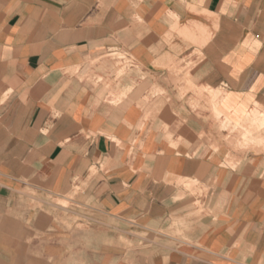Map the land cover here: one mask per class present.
Wrapping results in <instances>:
<instances>
[{"label": "crops", "instance_id": "obj_1", "mask_svg": "<svg viewBox=\"0 0 264 264\" xmlns=\"http://www.w3.org/2000/svg\"><path fill=\"white\" fill-rule=\"evenodd\" d=\"M252 112L264 0H0L4 252L55 207L103 217L117 264H264V155L224 138Z\"/></svg>", "mask_w": 264, "mask_h": 264}, {"label": "rangeland", "instance_id": "obj_2", "mask_svg": "<svg viewBox=\"0 0 264 264\" xmlns=\"http://www.w3.org/2000/svg\"><path fill=\"white\" fill-rule=\"evenodd\" d=\"M257 118H262L264 120V114L257 113V115L254 116L251 113L241 125L230 126L231 129L226 132L229 137L224 136V138L231 140L240 139L239 145H241L240 147L242 149H236L235 151L237 153L241 154L244 148L249 147L251 151L262 152L264 155V124L260 126ZM226 123L227 124L222 123L221 127L227 128L231 125L228 120ZM48 200L51 203L67 205V201L65 200L57 201L52 200V198H48ZM1 215L2 213H0V216ZM50 217H52V221L50 222L54 223L53 227H49L48 229L47 227L44 228L42 243L32 242L29 244V248L27 252H25L26 254H21L19 252L16 254H8L4 252L3 247L8 245L3 244V238L1 237L0 264H117L120 262V260L115 262L114 259V256L118 254V252L115 251L114 241L109 242V240L106 244H103L102 236H104V233L100 232L102 229H100L98 221L104 218L100 217L98 213L56 211L55 207H52ZM46 218V213H44V219L46 220ZM1 219L2 217H0V220ZM83 221H85L83 224L85 226L77 225ZM123 230L126 232L124 235H132L131 227H124ZM54 231L57 235H52ZM65 233H69V236H65ZM114 233L115 230L113 228H107V236H114ZM47 235L49 236L47 237ZM11 246L15 247L18 245L12 244ZM145 247V244L142 243L124 242L122 264H131L132 259L133 264L134 262H138V254L136 253L133 257L131 253L132 251L135 253L144 250ZM35 248L39 253H35ZM125 249L128 250L127 255H125ZM8 256H10V258Z\"/></svg>", "mask_w": 264, "mask_h": 264}, {"label": "bare ground", "instance_id": "obj_3", "mask_svg": "<svg viewBox=\"0 0 264 264\" xmlns=\"http://www.w3.org/2000/svg\"><path fill=\"white\" fill-rule=\"evenodd\" d=\"M180 32V31H179ZM183 32H184V30H183ZM182 32V33H183ZM181 33V32H180ZM206 36V35H205ZM206 38V37H205ZM217 92V91H216ZM259 107H260V105H258ZM217 114V116L219 115V113L217 112L216 113ZM252 114L254 115V116H256L257 115V112H252ZM257 120H258V124L261 126H263V124H264V120L262 119V118H257ZM246 130V129H245ZM255 130V129H254ZM244 132V131H243ZM255 132V131H254ZM242 134H244V133H242ZM255 134H256V132H255ZM255 138V137H254ZM255 139H257V138H255ZM260 139V138H259ZM256 141V140H255ZM259 141V140H258ZM254 142V141H253ZM264 147V146H263Z\"/></svg>", "mask_w": 264, "mask_h": 264}]
</instances>
